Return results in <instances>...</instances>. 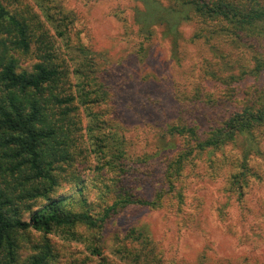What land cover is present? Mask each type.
<instances>
[{
    "label": "rangeland",
    "instance_id": "1",
    "mask_svg": "<svg viewBox=\"0 0 264 264\" xmlns=\"http://www.w3.org/2000/svg\"><path fill=\"white\" fill-rule=\"evenodd\" d=\"M1 1L28 20L32 13L37 15L56 55L67 59L66 68L78 66L72 51L44 17L38 0ZM148 1L48 0L55 5L53 12L64 11L71 17L68 31L73 43L91 51L101 76H107L113 86L111 99L96 109L101 112L100 120L107 121L103 125L107 134L118 131L125 137L121 148L131 160L125 167L128 176L103 165L91 151L87 136L91 118L81 106L82 129L75 134L77 149L72 155L78 164L87 163L80 166L79 182L94 212L114 197L116 182L122 177L135 194L155 196L168 162L186 142L184 137L171 136L169 125L194 118L205 131L209 127L205 116L229 112L234 98L264 82V75L257 78L250 73L264 59L262 46L211 37L198 18L182 20L176 29L170 18L147 22ZM155 1L165 7L171 4V0ZM252 1L264 4V0ZM33 39L36 59L45 35ZM32 56L27 57L29 61ZM207 169L203 157L189 165L182 210L172 207L171 200L156 209L130 206L115 214L102 234L85 226L75 229V237L62 229L19 232L21 262L50 244L54 264H134L119 253L125 246L134 259L135 255L151 259L150 253H156L164 264H264V189L247 197L249 209L242 213L236 197L222 190V179H209ZM69 172L62 164L56 195L78 196L75 172ZM98 240L104 261L89 249Z\"/></svg>",
    "mask_w": 264,
    "mask_h": 264
},
{
    "label": "trees",
    "instance_id": "2",
    "mask_svg": "<svg viewBox=\"0 0 264 264\" xmlns=\"http://www.w3.org/2000/svg\"><path fill=\"white\" fill-rule=\"evenodd\" d=\"M38 2L56 36L65 41L79 64L72 70L66 68L67 59L57 56L37 15L32 13L28 20L21 13L11 12L0 0V264H54L50 244L22 263L19 232L62 229L75 237V229L85 226L102 234L109 220L130 206L156 209L171 200L172 207L182 210L188 187L186 171L197 157L205 158L207 177L222 179V190L236 197L242 213L247 212V197L256 189H264V82L234 98L229 112L205 116V125H209L205 131L194 118L169 125L168 133L184 137L186 142L168 162L155 196L135 194L122 177L116 182L114 197L104 201L105 207L92 210L79 182L80 166L87 163L78 164L72 155L77 149L75 134L82 129L78 109L84 106L91 118L87 127L91 151L109 170L128 176L125 167L131 160L121 148L125 137L118 131L107 134L103 128L107 121L100 120L101 112L96 109L111 99L113 86L107 76H101L91 51L73 43L68 31L71 17L64 11L53 12L55 5H49L48 0ZM148 2L151 11L147 22L170 18L176 29L182 20L198 18L211 37L264 48V4L259 1L171 0L168 7L155 0ZM37 30L45 39L34 59L33 38L40 35ZM261 60L250 70L257 78L264 75ZM62 164L67 165L69 174L75 172L72 176L78 182V196L56 195L60 186L57 172ZM99 243H92L89 249L104 261ZM119 253L134 264H164L156 253H150L153 257L146 260L138 255L134 259L127 246Z\"/></svg>",
    "mask_w": 264,
    "mask_h": 264
}]
</instances>
